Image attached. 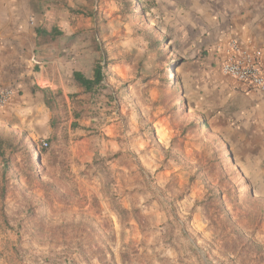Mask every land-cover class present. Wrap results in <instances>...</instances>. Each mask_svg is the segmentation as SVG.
Returning a JSON list of instances; mask_svg holds the SVG:
<instances>
[{"label": "rangeland", "instance_id": "obj_1", "mask_svg": "<svg viewBox=\"0 0 264 264\" xmlns=\"http://www.w3.org/2000/svg\"><path fill=\"white\" fill-rule=\"evenodd\" d=\"M44 6V18L69 23L68 36L80 38L59 45L80 49L81 69L93 70L97 60H106L105 70L124 64L131 74L125 91L142 105H129L122 87L116 106L103 100V87L80 98L82 113L88 101L97 107L89 174L101 190L85 171L79 178L69 172V149L32 161L24 142L0 126V137L13 140L0 156V264H264V177L242 171L224 144L194 126L185 51L157 7L143 0ZM126 107L123 128H108ZM139 111L148 118L161 111L176 135L145 126ZM17 133L34 148L25 131Z\"/></svg>", "mask_w": 264, "mask_h": 264}, {"label": "crops", "instance_id": "obj_2", "mask_svg": "<svg viewBox=\"0 0 264 264\" xmlns=\"http://www.w3.org/2000/svg\"><path fill=\"white\" fill-rule=\"evenodd\" d=\"M45 1L50 0H0V88L15 89L9 104L0 107V126L25 131L32 144L47 141L48 155L55 150L61 157L63 149H69V172L79 178V173L85 171L86 179L101 190V180L89 174L95 159L91 149L97 139V107L89 103L87 112H81L80 98L86 94L74 78L75 71L90 78L93 70L81 69L78 47L59 45L74 44L80 38L68 36L69 23L44 18L41 7H45ZM143 1L157 7V17L170 38L183 45L185 103L194 126L224 144L242 171L264 177V90L228 76L221 69L231 39L260 50L264 67V0ZM62 11L63 15L67 12ZM39 28L48 34L38 35ZM53 29L62 34H50ZM50 41L56 45H50ZM104 71L103 100L115 105L120 102V87L124 91L131 87L130 70L114 62ZM46 90L55 98L52 108L47 106ZM57 91L60 95H56ZM125 93L129 105L141 109L142 103L132 97L131 91ZM127 109L117 108V116L110 119L108 128L122 129ZM138 114L145 126L153 123L159 133L168 131L170 138L176 135L171 119L161 111L149 118L144 112ZM144 148L139 144L138 152ZM95 196L102 198L101 193Z\"/></svg>", "mask_w": 264, "mask_h": 264}, {"label": "built area", "instance_id": "obj_3", "mask_svg": "<svg viewBox=\"0 0 264 264\" xmlns=\"http://www.w3.org/2000/svg\"><path fill=\"white\" fill-rule=\"evenodd\" d=\"M260 56V50L244 47L237 40L231 39L228 43V56L221 67L222 72L264 90V67ZM14 94L13 87L0 88V107L8 105ZM43 145L48 146L47 141H43Z\"/></svg>", "mask_w": 264, "mask_h": 264}, {"label": "trees", "instance_id": "obj_4", "mask_svg": "<svg viewBox=\"0 0 264 264\" xmlns=\"http://www.w3.org/2000/svg\"><path fill=\"white\" fill-rule=\"evenodd\" d=\"M135 0H127L128 4H130L131 6L133 5ZM91 3H95L96 0H90ZM38 35H43V34H48V31L44 28H39L37 30ZM52 35H59L62 34L61 31H59L58 29H53L52 33H50ZM103 58V57H102ZM105 59V58H103ZM107 67V62L105 60V63H102V60H97L95 62V65L93 67V75L92 77L88 78L85 76V74L81 71H75L74 72V78L75 81L78 83V85L80 87L83 88V92H85V94H89L90 97L89 98H93L95 96V92L100 90L101 86H102V82L105 78V69ZM46 92V103L47 106H49L50 108L53 107V99L54 96H48V90L45 91ZM56 95H60V91L56 92ZM91 104V103H90ZM88 105H89V101H88ZM10 136L13 137L12 139H18L19 142H24L26 148H28L29 150V157L32 161L35 160H39L41 158V156L45 154L48 155L49 152V144L48 146H44L43 142H41V144H33L34 148L31 147V145L29 144V142L26 140V137H18V133L16 131H13L10 129L9 131ZM12 139H3L0 137V156L3 155V152L5 150V148H10V146H12L13 144V140ZM48 143V142H47ZM50 154V153H49ZM232 157V156H231Z\"/></svg>", "mask_w": 264, "mask_h": 264}]
</instances>
